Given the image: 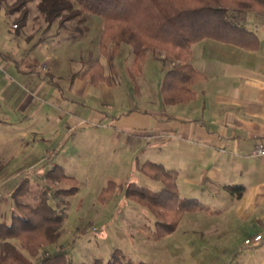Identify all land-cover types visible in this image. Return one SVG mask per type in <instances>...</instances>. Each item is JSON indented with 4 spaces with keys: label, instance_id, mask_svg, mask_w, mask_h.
<instances>
[{
    "label": "crops",
    "instance_id": "0c3cea01",
    "mask_svg": "<svg viewBox=\"0 0 264 264\" xmlns=\"http://www.w3.org/2000/svg\"><path fill=\"white\" fill-rule=\"evenodd\" d=\"M242 21L253 32L255 38H251L250 43H257L256 47L211 37L192 43L189 61L203 73V78L192 84L194 97L186 102H165L169 109L163 112L148 105L145 99L147 105H140L143 117L136 111L135 115L126 113L122 117V109L104 111L92 107V119L81 118L79 106L89 100L96 104L121 103V98L113 93L116 87L123 85L115 59L114 67H105L110 75L109 82L92 83L77 75L92 58L105 65L98 46L99 56L94 57L92 50H88V61L79 68L62 71L61 60L52 53L40 51L26 55L23 64V56L10 55L0 45L1 93L12 92L10 98L0 104V120L8 124L12 115L15 118L28 116L30 124L40 123V128L50 126L54 133L61 132L56 142L58 146L45 148V154L51 151L49 157L53 159L49 161H54L50 165L60 164L65 172L71 160L83 164L79 157L85 156V152L76 142L64 152L59 145L73 130L92 132V145L102 144L105 146L103 152L123 149L135 154L140 151L144 159H140L138 167L145 160H152L175 169L181 196L204 200L202 202L207 204L205 198L213 203L211 198L225 191L229 204L226 219L232 221L231 227L238 222H250L252 228L246 234H261V239L252 243L246 258L264 264V155L255 152L257 143L264 142V14L246 13ZM11 27L14 28L12 24ZM86 29L88 32L89 28ZM6 37L12 42L16 40L9 32ZM82 37L80 34L76 38ZM126 55L129 57L130 52ZM154 57L163 60L164 54L156 52ZM124 59L126 63L127 58ZM162 68L163 75L165 69ZM124 69L128 75V67ZM143 72L144 68L139 76ZM82 124L84 126H80ZM120 126L125 129L120 130ZM39 139L50 140V137L41 135ZM108 181L114 182L115 192V180L109 177L105 185ZM227 184L242 185V193H231L224 187ZM123 186L126 185L122 184L121 188ZM12 200L11 196L8 198L0 193V216H5L2 213L5 207L10 211L3 220L10 219ZM208 206V210L185 211L181 219L187 213L196 215L204 211L207 215H223L226 210Z\"/></svg>",
    "mask_w": 264,
    "mask_h": 264
},
{
    "label": "rangeland",
    "instance_id": "374dc122",
    "mask_svg": "<svg viewBox=\"0 0 264 264\" xmlns=\"http://www.w3.org/2000/svg\"><path fill=\"white\" fill-rule=\"evenodd\" d=\"M11 1L13 0H3L0 3V45L5 47L10 55L17 58L23 56L25 58L23 64L26 63V55L39 54L41 51L56 55V58L61 60V70L69 71L79 68L88 61V50H92L94 57L99 56L97 46L102 24L99 16L88 15L86 20L88 32L86 28L80 30L74 27L73 23L59 28L54 22L45 28L44 25L47 26V23L38 15L36 9L37 0H30L27 24L15 30L11 27L12 16L5 11L6 2ZM8 32L12 37H16L15 42L6 37ZM80 34L83 37L77 40L76 37L79 38ZM128 51L129 57L126 55ZM155 53V50L150 49L142 65L144 72L140 76L139 73L131 76L132 48L129 44L122 43L114 59L123 85L112 91L117 98H121V103L96 104L89 100L85 105L79 106L82 108L81 118L92 119V113L90 114L92 107L104 111L122 109L124 111L122 117L126 116V113L132 115L137 113L143 117L140 105L141 103L145 105L146 102L157 110L168 111V105L163 102L161 95L160 87L164 75L161 74V68L168 69L176 60L171 57L159 60L154 57ZM124 57L127 58L126 63ZM125 66L128 67V75ZM2 74L3 71L0 72V76ZM1 91L0 84V104H3L4 100L10 98L12 92ZM145 99L148 101L145 102ZM27 118L28 116L15 118L12 115L8 124L0 120V193L8 198L12 197L11 192L17 182L28 175L30 186L20 197L21 201L32 202L42 188L47 191L49 202L56 207L64 206L63 201L68 200L58 240L45 246L47 252L60 250L71 259L72 264H91L95 258L105 260L115 248L121 249L134 264L257 263V260L251 262L246 258L252 243H244L245 238L254 236L246 234L247 230L252 228V224L238 222L237 226L231 227L232 221L230 218L226 219L229 204L225 191H221L219 196L212 197L213 203L210 202V198H205L212 209L226 208L223 215H207L204 211H199L196 215L187 213L171 233L157 236L155 215L145 206L126 197L123 192L124 186L121 188V185L133 181L156 190L161 187V182L149 178L139 170L140 159H144L141 158L140 151L135 154H129L123 149L117 152L111 150L103 152L105 146L102 144L92 145L93 141L90 140L92 132L80 133L73 130L67 134L65 142L59 145L61 152H64L76 142L84 149L85 156L79 157V160L84 161L83 164L71 160L66 166V172L78 180V191L70 196H55L54 186L63 183L54 185L44 176V172L54 161H49L53 157L46 156L45 148L58 146L56 142L61 132L54 133L55 130L50 126L40 128L38 127L41 126L40 123L30 124L31 118ZM83 124L80 126H84ZM83 128L79 127L81 130ZM119 129L125 128L120 126ZM41 135L49 136L50 140L39 139ZM147 155L149 157L151 154ZM109 177L115 180V192L111 198L101 202L97 196ZM13 207L15 212L19 210L14 203ZM2 213L5 216H0V220L8 217L9 208L5 207ZM33 264H38L37 258H33Z\"/></svg>",
    "mask_w": 264,
    "mask_h": 264
},
{
    "label": "trees",
    "instance_id": "16d2710c",
    "mask_svg": "<svg viewBox=\"0 0 264 264\" xmlns=\"http://www.w3.org/2000/svg\"><path fill=\"white\" fill-rule=\"evenodd\" d=\"M29 1L6 2L5 11L12 16L15 30L27 24ZM36 9L47 26L56 22L59 28L69 23L80 30L88 28V15L99 16L102 24L98 47L106 65L114 67L115 55L122 43H127L133 52L131 76L141 72L150 49L164 53V59L175 58L176 62L164 71L161 93L164 102L180 103L194 97L192 84L203 78V73L189 61L192 43L211 37L256 47L257 43H250L255 36L242 18L250 12L264 14V0H37ZM77 75L92 83L110 81L105 65L97 58H92ZM139 170L160 181L161 187L155 190L129 181L124 195L155 215L157 236L171 233L185 211L209 209L202 201L179 194L175 169L145 160ZM44 176L54 185L63 183L54 186L53 194L57 197L73 195L79 189L77 178L60 164H51ZM29 184L28 175L20 178L11 192L19 210L15 212L13 207L10 220L0 221V264H33V258L38 259V264H72L60 250H45L47 244L58 240L68 200L63 201L64 206L56 207L42 188L32 202H23L20 197L28 191ZM224 187L237 195L243 190L240 184ZM113 192L114 182L108 181L98 193L99 201H106ZM91 264L134 263L115 248L107 259L95 258Z\"/></svg>",
    "mask_w": 264,
    "mask_h": 264
},
{
    "label": "built area",
    "instance_id": "2783aa9c",
    "mask_svg": "<svg viewBox=\"0 0 264 264\" xmlns=\"http://www.w3.org/2000/svg\"><path fill=\"white\" fill-rule=\"evenodd\" d=\"M12 26L15 27V24H12ZM255 152L257 154L264 155V142L257 143ZM51 153H52L51 151H48L47 156H49ZM260 239H261V234H255L251 238H245L244 243L251 244L253 242L259 241Z\"/></svg>",
    "mask_w": 264,
    "mask_h": 264
}]
</instances>
